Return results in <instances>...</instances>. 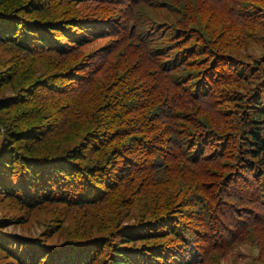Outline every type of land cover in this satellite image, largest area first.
<instances>
[{"label":"trees","instance_id":"obj_1","mask_svg":"<svg viewBox=\"0 0 264 264\" xmlns=\"http://www.w3.org/2000/svg\"><path fill=\"white\" fill-rule=\"evenodd\" d=\"M244 244L264 264V0H0V264Z\"/></svg>","mask_w":264,"mask_h":264},{"label":"rangeland","instance_id":"obj_2","mask_svg":"<svg viewBox=\"0 0 264 264\" xmlns=\"http://www.w3.org/2000/svg\"><path fill=\"white\" fill-rule=\"evenodd\" d=\"M9 232H17L21 233L23 231L20 227H14L12 225L8 226ZM37 230V229H36ZM240 249L244 252L242 258L240 259V264H253L252 257L250 256V252H256L255 247L251 245L244 244L240 247Z\"/></svg>","mask_w":264,"mask_h":264}]
</instances>
